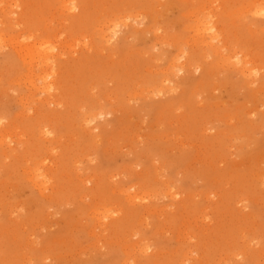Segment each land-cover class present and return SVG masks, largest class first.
I'll list each match as a JSON object with an SVG mask.
<instances>
[{
    "label": "rangeland",
    "instance_id": "obj_1",
    "mask_svg": "<svg viewBox=\"0 0 264 264\" xmlns=\"http://www.w3.org/2000/svg\"><path fill=\"white\" fill-rule=\"evenodd\" d=\"M259 7L0 0V264H264Z\"/></svg>",
    "mask_w": 264,
    "mask_h": 264
},
{
    "label": "bare ground",
    "instance_id": "obj_2",
    "mask_svg": "<svg viewBox=\"0 0 264 264\" xmlns=\"http://www.w3.org/2000/svg\"><path fill=\"white\" fill-rule=\"evenodd\" d=\"M259 8L260 9L257 10V12H264V8H262V7H259ZM73 10H74V8H72V11ZM204 18H205V16L203 15L198 21H196L195 24H194L193 29H194V31L196 32L197 35H200V36L205 38L204 43L206 44V46L212 47L211 48V52L214 53L215 50L213 48V46H214L213 40L216 38V36H215V33H213V31L215 29V24L213 22L211 23L210 21H207ZM103 33H104L103 37L106 39V41H110L111 39H113L115 37L116 30L112 29V30H109L107 33H105L103 31ZM50 54L52 55L51 50H44V49L43 50H38V49L30 48L28 50V52H27L28 60L26 58H22V60H23L24 63L38 62L39 59L41 58V55H43L42 59L40 61L43 64V66L46 65L47 67H49V64H50V61H51V57H52ZM181 56H184V54L181 55ZM220 57L222 58V60H224L226 62L232 61V59L238 60V58H236L235 56H234V58L232 56L224 57L223 55H221ZM177 59L171 61L169 67H170V69H173V70L177 69L178 71H183V66L179 65L177 67ZM238 61H240V60H238ZM244 69H246V66H244ZM250 72L252 73L253 70L250 69ZM51 73H52L51 71L48 72L47 77ZM47 77H46V74L44 72V75L42 77L43 82L46 81L47 87L50 88V85H49L50 81L47 80ZM161 91H162V89H158V92H161ZM29 174H30V181H31L33 186H35L37 188L46 187L45 186V180H44L46 174L43 172V169H41V165H39V167H36ZM127 194H128V197H130L132 195V192H129Z\"/></svg>",
    "mask_w": 264,
    "mask_h": 264
}]
</instances>
